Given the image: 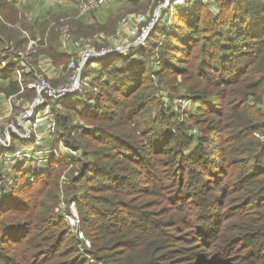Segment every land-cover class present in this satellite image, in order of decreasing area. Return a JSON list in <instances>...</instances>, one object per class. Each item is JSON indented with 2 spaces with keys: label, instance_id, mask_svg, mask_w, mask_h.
I'll list each match as a JSON object with an SVG mask.
<instances>
[{
  "label": "trees",
  "instance_id": "1",
  "mask_svg": "<svg viewBox=\"0 0 264 264\" xmlns=\"http://www.w3.org/2000/svg\"><path fill=\"white\" fill-rule=\"evenodd\" d=\"M111 2L140 14L160 0ZM203 2L172 7L173 29L157 26L146 47L89 63L83 77L95 72L86 83L96 91L54 104L77 153L30 168L0 197V264H264V0H215L218 12ZM27 13L0 0V57L22 66L25 31L37 40L21 78L0 74V91L22 105L38 95L28 84L41 58H72L56 18ZM101 15L89 28L116 33L121 14ZM84 20L70 30L92 36ZM166 97L196 107L167 108ZM77 116L88 126L79 130ZM62 200L79 205L97 263L58 211Z\"/></svg>",
  "mask_w": 264,
  "mask_h": 264
},
{
  "label": "rangeland",
  "instance_id": "2",
  "mask_svg": "<svg viewBox=\"0 0 264 264\" xmlns=\"http://www.w3.org/2000/svg\"><path fill=\"white\" fill-rule=\"evenodd\" d=\"M17 5L19 6V9L21 10L22 14L31 12L34 13V15L36 14H47V16L51 17V18H56V22L55 24H57L58 26H61V28H63V32L66 33L65 36H61V45H63L62 49L68 51L72 56V58L78 59V54L80 52V50L82 49V47H84L85 45H91L95 48H102L104 46H111L113 48H118L121 47V49L126 48V52L121 53V54H126L129 53L131 50L136 49L138 47L135 46H131L130 48L127 49L128 44H132L134 43V38L131 37L128 33V29L126 27L123 26V19L125 17L131 16V15H137L139 13H126L128 12L126 8H124L123 6L119 7V5H115V2H111V0H109L108 4L103 6L102 8L93 11V12H89L88 18L86 14L82 13V8L80 5V0H16ZM203 3H209V6H211L212 10L214 12H218L219 11V6L218 4L215 2V0H204ZM103 8L105 9H109V10H114V12L116 14H121V18H120V24L118 27V30L116 33L111 34L108 36V34H104V33H97L98 30H100V24H96L95 27L93 28V30H91L89 28L90 25L89 23H98L97 21L94 22V18L97 15H100L101 13H103ZM151 7L145 11H143L142 13H149ZM102 10V11H100ZM99 12V13H96ZM95 13V14H94ZM25 15V14H24ZM96 15V16H95ZM28 16V15H27ZM29 17V16H28ZM164 17L165 20L161 21L157 26V30L155 31L154 34H162L166 31L167 25L171 22L172 24V19H173V15H172V9H167L164 11ZM86 19L84 20V22L86 23L85 27H83V31L84 33L88 31L89 34H93L92 36H88V35H82V34H74L73 32L76 31L78 32L80 30L79 26H77L78 23V19ZM88 22V23H87ZM94 25V24H93ZM70 29H73L72 31ZM75 32V33H76ZM33 33H31L30 31L26 32L25 31V37L29 38V41L26 45V50L24 52H22V55H20V59L21 60H26L28 62L33 63V60H30V58L28 57V55H30L32 53V49H34L36 47L35 41L37 42L36 39H33L32 36ZM69 34V35H67ZM163 37V36H162ZM112 40V41H109ZM108 41V43H107ZM18 57V58H19ZM28 57V58H27ZM71 58V59H72ZM69 64V63H68ZM89 64V63H88ZM93 65L97 68L98 65L97 63H93ZM92 66V67H94ZM22 66H19V69L22 70L21 68ZM35 67L37 69H39V74L42 75L46 81L49 84H53L54 85H59L61 86L63 83L66 82L67 76H69V72H70V68L69 65H56L54 63V61L51 58H41V60L39 61L38 64L35 65ZM86 67V66H85ZM85 67L83 70H85ZM86 77V78H85ZM85 77H83V73H82V82L80 84V90L74 94L77 93H83V91H87L90 93H93L96 91H94L93 89V83L87 84L86 82L88 80H90V78L95 77V72L91 69V68H87L85 71ZM10 97L7 98L6 102L8 104V110L5 111L7 115H5V113H0V128L3 129L4 125L6 123H12L16 120V118L21 114V112L23 111L24 108V104L22 105L23 102H21V100H17L16 97H13L11 100H9ZM55 102H51V108L52 111L54 113L57 114V121H58V114L60 113L59 107H54ZM26 103V102H24ZM166 106L169 107H174L175 109L181 108V110H185L187 109V111H192L194 110V108L196 106L191 105L190 101L187 99H175V100H171L170 98L166 97V102H165ZM44 109H46L44 107ZM57 109V110H56ZM41 113H43V109H41ZM3 115V116H2ZM183 116H180L178 118V121L183 120ZM73 123L79 128V130L81 129V127H85L88 126V123L82 119L81 117H75V119H73ZM58 123L56 124V134L54 136L53 139H50L46 142V146L49 148H56L58 150V152L60 153V157L61 159H65L66 154L68 155L69 153L72 154H76L77 152L75 150H69V148L66 146V144L64 143H60V138L62 136V134H59V127L57 126ZM46 132V126H42L41 129L39 130V133H44ZM14 137V146L11 149L8 148H4L2 145H0V150L4 151V153L6 154H15L18 150H21L22 148H24V146H32L33 142H25V141H21L19 140V138L17 136H13ZM25 147V148H26ZM65 155V156H64ZM29 161V160H28ZM2 163V162H1ZM49 165V164H48ZM10 166V164H9ZM31 167V163L30 161L27 162L26 159H22L21 161L18 162L17 167L14 168H4V170L0 169L2 171V173L4 174L3 179L2 177V173H0V197L3 196H8L10 195L12 189L17 185L18 181L19 183L23 182L24 179L26 178L27 174L26 172L30 169ZM37 169L42 168L41 165H36L35 166ZM70 168L67 169L61 176V181H63L64 179V175L65 173L69 172ZM19 175V176H18ZM19 177V179H18ZM64 200V199H63ZM76 212L78 214V216H82L81 211H80V207L77 203H75V206H73V203H67V202H61L59 204L58 207V211L60 213L63 212V216L64 219L66 220V222L68 223L69 227H70V219H68L69 216L66 217L67 213L71 214L72 212ZM83 213V212H82ZM84 215V213H83ZM82 218V217H81ZM69 220V222H68ZM0 226H1V220H0ZM84 231V230H83ZM71 232V230H70ZM85 232V231H84ZM87 233V232H86ZM86 235H88V237L90 238V234L87 233ZM90 262L92 257H88L85 256ZM94 261L92 263H97V259L95 257H93ZM103 264V263H101ZM105 264V263H104Z\"/></svg>",
  "mask_w": 264,
  "mask_h": 264
},
{
  "label": "built area",
  "instance_id": "3",
  "mask_svg": "<svg viewBox=\"0 0 264 264\" xmlns=\"http://www.w3.org/2000/svg\"><path fill=\"white\" fill-rule=\"evenodd\" d=\"M190 1L191 0H160L159 5L153 10L150 9L149 13H140L125 17L122 21L123 26L128 29L129 35L134 38V43L128 44L127 49L131 46L138 48L146 47L149 44V39L153 30L161 21L165 20L164 11L174 6H187L190 4ZM108 2L109 0H80L82 13L98 10L107 5ZM166 25L167 31L173 29L171 22ZM35 44L37 45L36 41ZM124 52H126V48L121 49V47L113 48L111 46H104L97 49L91 45H85L80 50L78 59L72 58L70 60L68 64L71 69L69 76H67L66 82L61 86L49 84L46 79L38 73L37 80L28 84L29 88L36 89L38 93L37 97L24 103L23 111L14 122L6 123L3 129L0 128V145L4 148H13V136H17L21 141L33 142V145L24 146V148L18 150L15 154H6L4 151L0 150L1 165H3L4 168L8 167L10 169H15L19 161L26 159L27 162L30 161L31 163L30 168H35L36 165L48 167V164H50L53 159L61 160L60 153L56 148H49L46 146V142L54 138L56 134V124L58 123L57 114L52 111L53 108L50 109L51 102L59 101L68 95L81 91L80 84L82 82L83 69L88 63H92L95 59L106 58L110 55H118ZM20 55H22V53ZM26 67L27 62L25 60L22 62L21 70L19 67L11 65L4 57H0L1 75L7 69H14L21 78ZM23 89L24 88H22V91ZM13 97L14 96H10L9 100ZM44 107L46 109H44ZM41 109H43V113H41ZM43 125L46 126V132L39 133ZM60 143H63L62 136L60 138ZM69 150L71 151L72 149L69 148ZM3 177L4 174L1 178L3 179ZM66 182H68V178L64 175L62 183ZM62 202L66 201L62 200ZM72 203L73 206H75L76 202L73 201ZM67 216H69L68 219H70L71 233L75 234L77 237L81 252L89 258L92 257L91 262H93V257H95L91 253L93 242L83 231L81 217L78 216L76 209L75 212L71 214L67 213L66 217Z\"/></svg>",
  "mask_w": 264,
  "mask_h": 264
},
{
  "label": "crops",
  "instance_id": "4",
  "mask_svg": "<svg viewBox=\"0 0 264 264\" xmlns=\"http://www.w3.org/2000/svg\"><path fill=\"white\" fill-rule=\"evenodd\" d=\"M117 5H119V4H117ZM99 13V12H98ZM26 15H28L29 16V18H31V16L33 15V14H28V13H25ZM100 14V13H99ZM101 15V14H100ZM102 16V15H101ZM105 16V15H104ZM97 17V16H96ZM88 18V17H87ZM89 19V18H88ZM104 17H100V16H98V19H93L94 21L95 20H97L98 22H100V23H103L104 22ZM9 96H7L6 95V93L5 92H2V91H0V113H5V115H7L6 114V112L5 111H7L8 110V104H7V102H6V100H7V98H8ZM1 116V115H0ZM3 116V115H2ZM0 169H2V170H4V166L3 165H1V161H0ZM2 173V172H1Z\"/></svg>",
  "mask_w": 264,
  "mask_h": 264
}]
</instances>
